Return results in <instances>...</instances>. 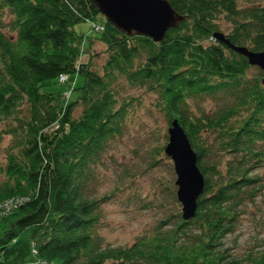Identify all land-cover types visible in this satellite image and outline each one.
<instances>
[{
    "label": "trees",
    "instance_id": "16d2710c",
    "mask_svg": "<svg viewBox=\"0 0 264 264\" xmlns=\"http://www.w3.org/2000/svg\"><path fill=\"white\" fill-rule=\"evenodd\" d=\"M168 1L186 19L155 41L118 30L93 0H0V264H264L262 243L234 253L225 241L264 185L263 72L214 36L263 50L264 0ZM98 16L97 35L75 30ZM61 74L82 81L70 94L43 90ZM150 94L166 126L176 118L185 131L204 189L192 217L171 212L132 243L113 245L100 229L114 194L140 207L178 203L166 126L127 149L134 174L117 172L128 155L119 145L130 146L122 139L134 123L146 125ZM160 164L168 176L160 196L142 200L127 179ZM10 198L18 203L5 210Z\"/></svg>",
    "mask_w": 264,
    "mask_h": 264
},
{
    "label": "rangeland",
    "instance_id": "374dc122",
    "mask_svg": "<svg viewBox=\"0 0 264 264\" xmlns=\"http://www.w3.org/2000/svg\"><path fill=\"white\" fill-rule=\"evenodd\" d=\"M94 21L99 25L103 23V19L99 16L95 18ZM74 28L80 34L89 36L97 35V32L93 29V23L91 20L78 22L75 24ZM94 46V50L101 52L103 49V45L99 41H97ZM87 56L88 54H85L82 58L84 59ZM95 60L97 64L101 63L100 57L96 58ZM254 71H256V69L251 68L249 73L252 74ZM81 81L82 77L80 75H70L65 81L56 79L54 84L44 87L43 90L50 91L60 89L70 94L71 92L68 90L71 85H73V83L79 84ZM154 97V94H150L149 97H146V100L144 101V104L147 106L145 109L146 113H143L142 115H144L146 125L134 123L131 133L126 134V137L122 139V141H125V143L130 146H126L124 143L119 145V155L124 151H127L128 155L123 157V164H117V168L119 169L117 172H121V169L126 167L128 168L127 170H129L128 174H134V169L137 168H134L133 164L137 161L136 158H134L135 156H132V151L127 149H129L131 146L139 148L142 142H144L143 145L146 144L148 142L146 141V138L151 134V128H165L166 126L162 113L158 112L153 107V104L151 105ZM205 103L206 105H210L209 101ZM167 128L168 125L166 126V132ZM119 155H117V157H120ZM120 160L121 159H119V161ZM257 172L262 178L261 182L264 183V165L260 167ZM137 174L138 175L135 178L127 179L128 182L131 181V186L134 187L135 190L132 187L128 188L127 190L132 188L131 191H136L137 196L141 197L142 200H151L154 198V193L155 195L158 194V196H160V185L164 180L167 181L168 179L167 168L165 164H160L159 166L152 168L145 173L142 172L140 176L139 172ZM124 178L125 177L122 176V179ZM105 179L106 186L101 189L102 192L112 189L114 186L113 182L116 181L115 176ZM155 186L158 190H155ZM261 189L262 190L260 191L259 195L253 202H247L243 206V212L240 214L235 230L225 239L227 246L231 247L230 252L241 253L245 249L255 247L261 243L262 247L264 248V185ZM163 192L164 191H162V193ZM119 199L120 197L118 193H116L111 197L110 201L102 205L105 226L100 230L104 235L105 240L113 245H127L132 243L137 236L147 233L150 231V229L154 228L155 225H158L162 220H165L169 216L168 214L171 212L181 210L182 214V206L178 200L177 204L168 203V205L166 204L164 208H162L154 206L153 204H148L146 207H140L143 203L139 204L135 201L126 205L125 203H121ZM177 219L178 218H172L170 222H173ZM163 225L169 226V223H163L162 226ZM259 249H261V245ZM29 263L40 264L36 259H33V257L29 259Z\"/></svg>",
    "mask_w": 264,
    "mask_h": 264
},
{
    "label": "water",
    "instance_id": "95a60500",
    "mask_svg": "<svg viewBox=\"0 0 264 264\" xmlns=\"http://www.w3.org/2000/svg\"><path fill=\"white\" fill-rule=\"evenodd\" d=\"M99 12L114 26L128 35L140 34L160 41L166 31L186 19L168 0H93ZM229 48L246 57L247 62L262 69L264 83V49L254 51L236 46L222 32L214 34ZM168 141L164 152L170 157L174 172L177 200L181 203L182 217L196 213L197 200L204 189V177L197 165V155L189 139L174 118L167 128Z\"/></svg>",
    "mask_w": 264,
    "mask_h": 264
},
{
    "label": "built area",
    "instance_id": "2783aa9c",
    "mask_svg": "<svg viewBox=\"0 0 264 264\" xmlns=\"http://www.w3.org/2000/svg\"><path fill=\"white\" fill-rule=\"evenodd\" d=\"M92 23H93V27H94L96 30H100V29L103 28V25H102V24L99 25V24L94 23V22H92ZM58 79L61 80V81H65V80H67L65 74H61V75L59 76ZM17 203H18L17 200L10 198V199L4 200L3 205H4V207H5V210H6V209L8 210L11 206H15L14 204H17Z\"/></svg>",
    "mask_w": 264,
    "mask_h": 264
}]
</instances>
